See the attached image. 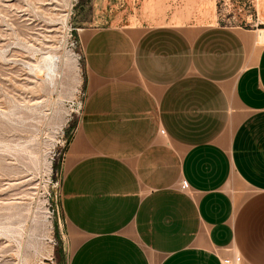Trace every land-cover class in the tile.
Masks as SVG:
<instances>
[{"label":"crops","instance_id":"1","mask_svg":"<svg viewBox=\"0 0 264 264\" xmlns=\"http://www.w3.org/2000/svg\"><path fill=\"white\" fill-rule=\"evenodd\" d=\"M194 1L74 6L86 96L54 195L67 264H264V27L204 25Z\"/></svg>","mask_w":264,"mask_h":264},{"label":"rangeland","instance_id":"2","mask_svg":"<svg viewBox=\"0 0 264 264\" xmlns=\"http://www.w3.org/2000/svg\"><path fill=\"white\" fill-rule=\"evenodd\" d=\"M82 1L0 0V264L68 263L54 195L86 96L72 15ZM194 5L204 25L264 27V0Z\"/></svg>","mask_w":264,"mask_h":264},{"label":"built area","instance_id":"3","mask_svg":"<svg viewBox=\"0 0 264 264\" xmlns=\"http://www.w3.org/2000/svg\"><path fill=\"white\" fill-rule=\"evenodd\" d=\"M248 15H249V17H251V13H250V11L248 12ZM245 21H246V20H245ZM79 47H80V50H79V52H78V59L81 60V61L83 62V59H84V58H83V52H82V48H81L80 43H79ZM82 105H83V103H82ZM81 109H82V107H81ZM66 144H67V140L64 139V140L62 141L61 147L65 149ZM63 155H64V151L62 152L61 157H63ZM59 183H60V179H58L57 182H56V190H57L58 187H59Z\"/></svg>","mask_w":264,"mask_h":264},{"label":"bare ground","instance_id":"4","mask_svg":"<svg viewBox=\"0 0 264 264\" xmlns=\"http://www.w3.org/2000/svg\"><path fill=\"white\" fill-rule=\"evenodd\" d=\"M260 33H263V34H264V30H260ZM260 35H262V34H260ZM256 40H257V39H256ZM260 41H261V40H260ZM260 46H261V45H260ZM257 49H258V48H257ZM54 57H55V56H54ZM51 59H52V58H51ZM51 63H53V64H54V63H55V61H54V60H52V61H51ZM48 64H49V63H48ZM50 69H51V67H50Z\"/></svg>","mask_w":264,"mask_h":264}]
</instances>
